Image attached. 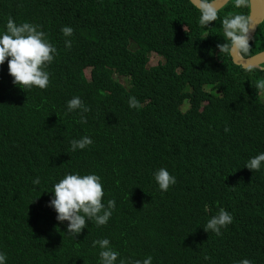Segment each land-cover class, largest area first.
<instances>
[{"label":"trees","instance_id":"16d2710c","mask_svg":"<svg viewBox=\"0 0 264 264\" xmlns=\"http://www.w3.org/2000/svg\"><path fill=\"white\" fill-rule=\"evenodd\" d=\"M237 14L249 17V0L230 1L208 27L189 0H0V32L9 18L28 22L57 48L45 89L21 90L0 66L6 264H99L92 241L103 238L133 264H264V168L244 167L264 152V70H244L217 47L227 43L221 20ZM263 51L264 23L241 55ZM153 54L162 61L150 67ZM74 96L89 109L84 123L66 110ZM84 136L91 145L71 151ZM161 167L177 181L166 192L153 177ZM75 172L98 175L102 203H116L106 225L88 221L76 238L47 206L53 185ZM221 208L232 223L205 232Z\"/></svg>","mask_w":264,"mask_h":264},{"label":"clouds","instance_id":"9594fccd","mask_svg":"<svg viewBox=\"0 0 264 264\" xmlns=\"http://www.w3.org/2000/svg\"><path fill=\"white\" fill-rule=\"evenodd\" d=\"M246 6V0H235V7ZM198 23L208 27L211 22L218 18L217 9L211 4H201ZM223 36L226 44H218L219 51L230 55L247 54L249 52L250 40L253 33V25L248 16L231 15L221 20ZM60 31L65 38L71 37L73 29L63 26ZM71 40L65 39L66 48L71 47ZM57 54V48L48 40L46 34L39 30L38 25L28 22L17 24L9 18L5 25V31L0 32V66L7 61L8 74L12 77V84L21 90L28 91L32 87L39 89L47 88L49 84V73L45 70ZM258 69V68H256ZM251 70V69H250ZM256 89L264 93V79L256 84ZM129 108L139 109L141 107L136 97L128 99ZM67 112L80 110L81 123L86 122L83 113L89 111L79 96H74L66 103ZM227 132L228 129L225 128ZM92 140L84 136L78 140L71 141V151L83 150L91 145ZM244 167L249 170L260 171L264 168V152L251 157ZM154 180L162 192L168 191L170 186L176 184V177L171 175L166 168H159L153 173ZM34 185L40 183L39 178L32 181ZM52 197L48 201V207L55 212L58 224H66V233L77 237L87 227V222H94L97 227L104 226L110 220L116 203L109 199L102 203L104 190L101 179L96 174L81 175L79 172L65 174L59 182L53 185ZM204 211H208L207 205ZM232 215L223 208L208 219L204 226L205 232L221 234V229L232 223ZM92 247H98L99 264H133L130 259L120 258L118 251L111 246L109 239L103 238L92 241ZM119 258V259H118ZM208 259L207 256L204 257ZM7 257L0 252V264H6ZM134 264H152V257L147 256L142 261L136 260ZM236 264H250L248 259H241Z\"/></svg>","mask_w":264,"mask_h":264},{"label":"water","instance_id":"95a60500","mask_svg":"<svg viewBox=\"0 0 264 264\" xmlns=\"http://www.w3.org/2000/svg\"><path fill=\"white\" fill-rule=\"evenodd\" d=\"M232 0H213L211 3L219 12ZM189 2L199 10L202 0H189ZM250 15L249 18L253 25L252 38H254L259 26L264 23V0H249ZM250 40V41H251ZM233 64L244 70L256 69L264 65V51L249 58H244L241 54L230 55Z\"/></svg>","mask_w":264,"mask_h":264},{"label":"rangeland","instance_id":"374dc122","mask_svg":"<svg viewBox=\"0 0 264 264\" xmlns=\"http://www.w3.org/2000/svg\"><path fill=\"white\" fill-rule=\"evenodd\" d=\"M159 61H162V59L158 56V55H151L150 56V64L149 66L152 67V66H156L158 64ZM117 79L122 83L124 84L125 86H128V82H127V79L125 78H122V77H118L117 76ZM262 95V100L264 102V94H261Z\"/></svg>","mask_w":264,"mask_h":264},{"label":"flooded vegetation","instance_id":"af4514ba","mask_svg":"<svg viewBox=\"0 0 264 264\" xmlns=\"http://www.w3.org/2000/svg\"><path fill=\"white\" fill-rule=\"evenodd\" d=\"M230 55V54H229ZM231 57V56H230ZM221 61V59H220ZM225 61V60H224ZM258 69L264 70V65H262L261 67H259Z\"/></svg>","mask_w":264,"mask_h":264}]
</instances>
